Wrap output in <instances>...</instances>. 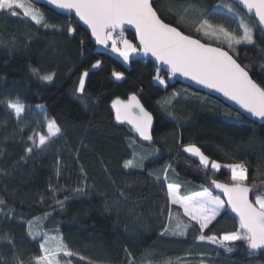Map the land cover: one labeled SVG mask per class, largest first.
Instances as JSON below:
<instances>
[{
    "label": "trees",
    "instance_id": "obj_1",
    "mask_svg": "<svg viewBox=\"0 0 264 264\" xmlns=\"http://www.w3.org/2000/svg\"><path fill=\"white\" fill-rule=\"evenodd\" d=\"M27 1L55 27L45 28L0 10V101L19 97L26 105L18 119L0 103V199L5 201L0 207L12 216L0 219V264H17L18 259L30 264L32 257L42 254L39 245L45 232L62 237L68 248L86 257L80 260L61 253L62 264H129L130 260L133 264H264V252L251 253L244 242L230 245L229 252L198 241V226L189 227L184 235L173 234L177 223L193 222L166 195L168 184H175L182 198L205 190L219 197L211 180L232 183L228 168L205 170L198 159L183 152L181 144H195L221 165L243 163L245 184L256 195L264 194V125L177 83L140 54L125 63L109 52L110 43L105 50L97 49L72 17ZM220 4L232 7L252 29L253 44H234L229 49L222 38L196 32L192 19ZM157 7L166 22L185 34L228 50L264 87V36L252 17L227 0H158ZM184 8L188 11L181 21L179 10ZM215 12L207 17L211 23L237 33L233 19ZM69 22L76 30L71 36ZM123 35L135 44L131 33ZM13 41L17 46H12ZM98 60L100 67L93 69ZM33 68L54 74L53 80L39 79ZM84 71L89 75L81 97L75 88ZM113 71L124 78L117 80ZM156 75L165 79L167 87L154 79ZM131 95L153 117L150 143L115 120L113 101L125 102ZM45 116L56 120L62 136L42 149L34 147L28 155L25 148L32 146L28 137L47 134ZM136 149L139 157L134 156ZM127 160H133L134 166L124 168ZM76 187H84L86 194L74 193ZM65 196L69 198L61 208L55 200ZM28 222L38 233L35 239L28 235ZM238 227V220L226 209L205 234L220 236Z\"/></svg>",
    "mask_w": 264,
    "mask_h": 264
},
{
    "label": "snow or ice",
    "instance_id": "obj_2",
    "mask_svg": "<svg viewBox=\"0 0 264 264\" xmlns=\"http://www.w3.org/2000/svg\"><path fill=\"white\" fill-rule=\"evenodd\" d=\"M47 3L62 12L74 13L75 17H78L79 21H82L91 30V35L97 44L107 48L110 41L111 51L118 53L125 62L133 54L142 51L145 56L151 55L155 61L166 65L167 71L171 75L179 74L206 89L220 93L238 105L240 109H243L244 113L264 121V87H261L251 78L247 66L238 62L223 47H213L207 42H201L199 38H192V36L178 30L176 26L166 22L165 18L159 14L158 0H47ZM239 4L255 17L258 21L257 26L264 31V0H239ZM17 9L22 10L23 15L29 17L37 25L43 24L45 28L55 27L46 23L42 14L31 10L21 0H0V10L9 11L12 16H17L20 14ZM187 11L186 8L179 10L178 19L184 20ZM227 11L236 15L232 7H227ZM216 14L215 11H211L195 16L192 19V25L196 32L202 33L205 37H215L217 40L223 37L222 42L227 43L229 49H232L234 44L254 43L252 29L243 23L240 25L243 28L242 34L233 33L223 26L211 23L207 17ZM125 25L135 29L138 44H133L124 38ZM75 31L69 22L68 34L71 36ZM12 46H17L14 41ZM100 65L101 62L98 60L92 65V68L97 69ZM32 72L41 80H53L54 74H41L38 68H33ZM88 75V71H84L75 88V92L81 97L85 93V78ZM112 76L117 80L124 78L123 73L116 71H113ZM154 79L160 85L167 87L165 79L160 75H156ZM0 103H3L10 110V114L14 113L18 119L22 118V114L26 110V105L21 102L19 97L14 100H3ZM112 108L116 110L118 122L127 121L142 140L151 141L152 116L140 105L135 95L130 97L128 103L118 99L113 101ZM134 108L139 109L135 115L132 114ZM44 123L47 134L36 133L29 136L28 140L32 141V146L25 148L26 154L31 155L34 147L42 149L49 143H53V138L62 136V130L55 119L45 116ZM181 148L189 156L198 158L199 165L203 166L205 170L209 167L216 172H219L221 167L230 169L232 183H219L216 179L211 180L212 185L223 193L226 200L212 197L207 190L196 193L192 197L182 198L178 195L179 185L168 184L166 195L171 205H178L182 208L184 216L193 222L183 224V226L177 223L172 228L173 234L184 235L189 227L198 226L197 240L200 242L217 245L229 252L232 250L230 245L237 241L246 243L251 253L264 250V194L256 195L253 193L255 199L249 198V193L252 190L245 184V181L248 180L246 166L243 163L221 165L215 160L210 161L209 157L195 144H181ZM133 166V160H127L123 164L124 168ZM57 175H59V170H57ZM165 179H167L166 176ZM50 191L55 194L51 185ZM73 192L78 195L86 194L84 187H76ZM68 198L65 196L64 200L56 199L55 203L63 208ZM0 206H5L3 199H0ZM226 206L238 217V229L230 233H223L220 236L205 234V229H208L209 225L222 212H226ZM0 213L3 214L0 219L12 218L11 212L5 213L2 207H0ZM171 219L170 210V222ZM28 223V235L35 239L38 233H34L32 223ZM165 231H168V228H165ZM161 234L163 235V233ZM52 240H56L55 245H52ZM7 243L15 250V243L10 237L7 238ZM39 248L42 254L32 257L30 264H62V260L58 259L61 253L63 257L78 256L80 260L86 259L83 255L68 248L62 237L59 239L56 237L48 238L45 234V239L40 243ZM129 256H131L130 253ZM17 264H24V261L18 259ZM63 264H70V261L63 262ZM129 264H133V261L130 260Z\"/></svg>",
    "mask_w": 264,
    "mask_h": 264
},
{
    "label": "water",
    "instance_id": "obj_3",
    "mask_svg": "<svg viewBox=\"0 0 264 264\" xmlns=\"http://www.w3.org/2000/svg\"><path fill=\"white\" fill-rule=\"evenodd\" d=\"M32 4L34 5H38V6H43V7H46L47 9L53 11L54 13L58 14V15H61V16H69V17H72L74 19V21L83 29L85 30L89 37H90V40L91 42L93 43V45L99 49V50H105L107 49L105 46L103 45H100V44H97L96 41H95V38L92 37L91 35V30L88 29L87 25H84L82 21H79L78 17H75V14L74 13H66V12H62L58 9H55L54 6L52 5H49L47 3V0H29ZM229 1L230 3H233L236 7H238L242 12H244L247 16L249 17H252L256 26L258 24V21L255 19V17L251 14V13H248L247 10L245 8H243L242 5L239 4V0H227ZM257 28L259 29V31L263 34L264 36V31L261 30L260 27L257 26ZM179 30V29H178ZM119 31V30H118ZM125 32H129L132 34L133 38H134V41H135V44H138V39L136 37V34H135V29L129 25H125L124 26V33ZM185 34V33H184ZM187 35V34H186ZM194 38V37H192ZM202 42V41H201ZM213 47H217L215 45H211ZM140 56L148 61H150L157 69L163 71L164 73L170 75L174 81H176L177 83L181 84V85H184L186 87H188L189 89H192L193 91H196V92H201V93H204L214 99H216L217 101L221 102L223 105L227 106L228 108H230L231 110L235 111L236 113H238L239 115H241L242 117H244L246 120L248 121H251V122H255V123H258L260 125H264V121L258 119V118H255V117H251L249 114L247 113H244L243 109H240L238 105L234 104V102L232 101H229L227 98H225L222 94L220 93H217V92H214V91H211L209 89H206L204 88L203 86L201 85H198L196 84L194 81L190 80V79H187L183 76H180L179 74L173 76L171 75V73L169 71H167V66L166 65H162L160 64L159 62L155 61V58L152 57L151 55H147L145 56L142 51L140 52ZM250 75V74H249ZM252 78V77H251ZM132 96V95H131ZM127 99V101H125L124 103H128L130 101V97ZM136 96V95H135ZM137 97V96H136ZM137 100L139 101L140 105H142L141 101L139 100V98L137 97ZM143 106V105H142ZM144 108V106H143ZM111 109H112V112L114 114V117H115V120H116V110L114 108H112V105H111ZM145 109V108H144ZM146 110V109H145ZM147 111V110H146ZM139 112V109L138 108H134L132 109V114L135 115L136 113ZM148 112V111H147ZM150 113V112H149ZM151 114V113H150ZM152 116V115H151ZM117 121V120H116ZM118 122V121H117ZM118 123H121V122H118ZM122 124H126L128 125L129 127H131L134 131L135 129L133 128V126L128 123L127 121L123 122ZM153 127H154V121H153V117H152V127L150 129V133H151V136H152V131H153ZM136 132V131H135ZM138 138L145 142V143H150L152 141H145V140H142L139 136V134L136 132ZM251 189V188H250ZM212 190L217 193V195L219 196L220 199L222 200H226V197H224L223 193L219 190V189H216L215 186L212 187ZM252 190V189H251ZM253 194V190L250 191L249 193V198L251 199V195ZM226 209H228L230 212H231V209L230 208H227L226 206ZM235 217V213L231 212ZM236 219L238 220V217H236ZM239 223V221H238ZM258 252H264V250H261V251H258Z\"/></svg>",
    "mask_w": 264,
    "mask_h": 264
},
{
    "label": "rangeland",
    "instance_id": "obj_4",
    "mask_svg": "<svg viewBox=\"0 0 264 264\" xmlns=\"http://www.w3.org/2000/svg\"><path fill=\"white\" fill-rule=\"evenodd\" d=\"M21 2L22 3H24L26 6H28L31 10H33V11H36V12H38V10H36L27 0H21ZM227 7H230L229 5H226V4H220V5H218V6H216L215 7V11H217L218 13H221V14H224V15H226V16H228V17H230L231 19H233L235 22H236V25H237V33H239V34H242L243 33V28H241V23H243V24H245L246 25V23H244L242 20H241V18L236 14V15H233L232 13H229L228 11H227ZM17 12H19L20 14L19 15H17V16H21V17H26V16H24L23 15V12H22V10H20V9H17ZM39 13V12H38ZM27 18H29V17H27ZM30 19V18H29ZM247 26V25H246ZM235 33V32H234ZM202 34V33H201ZM203 35V34H202ZM222 39H223V37H221ZM132 43V42H131ZM122 47V46H121ZM109 52L111 53V54H113L114 56H116V57H118L119 59H121L123 62H125L124 60H123V58L122 57H120L119 55H118V53H115V52H112L111 51V42H110V47H109ZM140 54V52L139 53H136V54H133L130 58H132V57H134V56H136V55H139ZM128 62V61H127ZM126 63V62H125ZM44 81V80H43ZM45 82H50V81H45ZM138 149H140L141 150V148H138ZM140 150H135L134 151V156H137V154H138V151H140ZM188 154V153H187ZM189 155V154H188ZM137 157H139V156H137ZM195 158V157H194ZM196 159H198V158H196ZM211 161V160H210ZM230 170V169H229ZM230 177H231V171H230ZM211 194V193H210ZM179 195V194H178ZM194 196V195H193ZM211 196L212 197H217V196H214L213 194H211ZM190 197H192V196H190ZM222 200V199H221ZM45 234H47V237L48 238H51V237H56L57 239H59V236L58 235H56V234H50V233H47V232H45L44 233V235H43V240L45 239ZM43 242V241H42ZM51 243H52V245H55V243H56V240H52L51 241Z\"/></svg>",
    "mask_w": 264,
    "mask_h": 264
},
{
    "label": "built area",
    "instance_id": "obj_5",
    "mask_svg": "<svg viewBox=\"0 0 264 264\" xmlns=\"http://www.w3.org/2000/svg\"><path fill=\"white\" fill-rule=\"evenodd\" d=\"M124 38L126 39V37L124 36ZM110 42V41H109ZM122 46V45H121Z\"/></svg>",
    "mask_w": 264,
    "mask_h": 264
},
{
    "label": "crops",
    "instance_id": "obj_6",
    "mask_svg": "<svg viewBox=\"0 0 264 264\" xmlns=\"http://www.w3.org/2000/svg\"><path fill=\"white\" fill-rule=\"evenodd\" d=\"M193 195H195V194H193ZM193 195H191V196H193ZM190 197V196H189ZM183 210V209H182Z\"/></svg>",
    "mask_w": 264,
    "mask_h": 264
}]
</instances>
